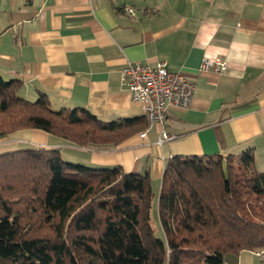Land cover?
<instances>
[{
	"label": "crops",
	"instance_id": "obj_1",
	"mask_svg": "<svg viewBox=\"0 0 264 264\" xmlns=\"http://www.w3.org/2000/svg\"><path fill=\"white\" fill-rule=\"evenodd\" d=\"M204 58L226 69L201 70ZM128 62H163L194 85L189 108L166 113L172 140L157 145L159 124L98 149L24 129L0 138V150L54 149L87 167L148 173L155 196L175 156L251 149L264 168V0H0V75L21 82L23 99L45 96L55 111L84 109L105 124L143 117L120 75ZM223 264L262 263L242 251Z\"/></svg>",
	"mask_w": 264,
	"mask_h": 264
},
{
	"label": "trees",
	"instance_id": "obj_2",
	"mask_svg": "<svg viewBox=\"0 0 264 264\" xmlns=\"http://www.w3.org/2000/svg\"><path fill=\"white\" fill-rule=\"evenodd\" d=\"M20 88L0 75V138L37 129L107 148L147 124L55 111L45 96L21 98ZM253 166L251 149L175 156L155 196L148 173L67 162L54 149L0 153V264H223L227 254L264 251V172Z\"/></svg>",
	"mask_w": 264,
	"mask_h": 264
},
{
	"label": "built area",
	"instance_id": "obj_3",
	"mask_svg": "<svg viewBox=\"0 0 264 264\" xmlns=\"http://www.w3.org/2000/svg\"><path fill=\"white\" fill-rule=\"evenodd\" d=\"M127 14L134 12L132 7H124ZM220 72L226 69V64L218 60L204 58L201 70ZM120 75L133 103L139 104L147 121V130L153 124L161 126V135L157 145L172 140L173 136L164 130L165 116L168 110H187L192 102L194 85L177 73H171L163 62L155 66L143 65L138 62H128L120 69ZM256 256L264 264V251H256Z\"/></svg>",
	"mask_w": 264,
	"mask_h": 264
},
{
	"label": "rangeland",
	"instance_id": "obj_4",
	"mask_svg": "<svg viewBox=\"0 0 264 264\" xmlns=\"http://www.w3.org/2000/svg\"><path fill=\"white\" fill-rule=\"evenodd\" d=\"M88 129H90V127L88 128ZM72 130H74V134H71V137H74L75 136V134L78 132V133H80L81 131H80V129L77 127V128H74V129H72ZM18 131V130H17ZM15 132V131H14ZM91 133H94L93 131H91ZM95 135V134H94ZM88 138V137H87ZM64 140H66V139H64ZM74 140H76V139H74ZM84 140H86V139H84ZM84 140H82V142H84L85 143V141ZM66 141H68V142H70V143H72V145H74V146H78V147H85V148H100V147H95L94 145H78V144H75L73 141L71 142L70 140H66ZM76 142H78V140H76ZM8 151H10V150H7L6 152H8ZM0 153H4V150H0ZM66 161V160H65ZM67 162H69V161H67ZM253 168H254V170L256 171V172H264V170H262V169H264L263 167H260V166H253ZM154 193H157L156 191H154ZM157 218V215H156V208H155V204L153 205V207H152V209H151V211H150V224H151V226H152V228H154L155 229V231H156V234H159V232H158V224H157V220H156V218ZM258 251H263V250H258Z\"/></svg>",
	"mask_w": 264,
	"mask_h": 264
}]
</instances>
